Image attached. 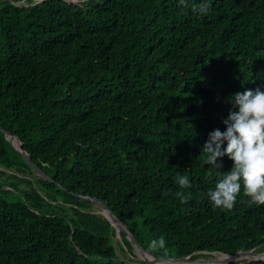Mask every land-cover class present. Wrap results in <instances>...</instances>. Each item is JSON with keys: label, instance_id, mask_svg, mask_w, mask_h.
<instances>
[{"label": "trees", "instance_id": "1", "mask_svg": "<svg viewBox=\"0 0 264 264\" xmlns=\"http://www.w3.org/2000/svg\"><path fill=\"white\" fill-rule=\"evenodd\" d=\"M18 1L0 0V126L44 174L0 130V264H147L85 196L160 259L264 251V205L213 207L201 152L226 98L264 88V0Z\"/></svg>", "mask_w": 264, "mask_h": 264}, {"label": "clouds", "instance_id": "2", "mask_svg": "<svg viewBox=\"0 0 264 264\" xmlns=\"http://www.w3.org/2000/svg\"><path fill=\"white\" fill-rule=\"evenodd\" d=\"M210 3L211 0H203L198 11L206 13ZM226 99L231 107L222 118L224 129L211 130L201 146L203 163L217 175L208 199L213 207L231 210L242 190L250 204L264 205V88H244ZM225 157L232 163L221 175ZM176 183L181 189L191 187L187 175L178 174ZM149 247L164 249V236L149 241Z\"/></svg>", "mask_w": 264, "mask_h": 264}, {"label": "water", "instance_id": "3", "mask_svg": "<svg viewBox=\"0 0 264 264\" xmlns=\"http://www.w3.org/2000/svg\"><path fill=\"white\" fill-rule=\"evenodd\" d=\"M42 0H36L35 2L28 3L24 0H19L18 3H23L24 5H29V4H34L36 2H39ZM64 1H73V0H64ZM75 2V1H74ZM0 130L3 131L7 135V139L9 142L12 144V146L21 154V156L25 159V161L30 164V166L40 174H44L41 169H39L29 158L27 155L26 151L22 148L21 141L18 136L12 134L11 132L7 131L6 129H3L0 126ZM86 198L93 200L99 206L101 207L100 214H102L104 217L107 218V220L110 222V224L114 227L115 229V234L121 238V231H124L126 234V237L132 241L134 248L141 254L142 257H144L145 261L149 262H156V263H162V264H172L173 262H180V261H190V262H197L194 259H191L189 255L187 256H179V257H169L166 259H160L152 254H150L148 251H146L136 240L132 232L129 230V228L108 208V206L99 198L97 197H90V196H85ZM256 247L248 250H239L234 254H222L223 255V261L225 260H232V259H237L235 257L240 258H250V259H258V260H264V251L262 252H257ZM219 261L214 262L212 260L211 264H218Z\"/></svg>", "mask_w": 264, "mask_h": 264}, {"label": "rangeland", "instance_id": "4", "mask_svg": "<svg viewBox=\"0 0 264 264\" xmlns=\"http://www.w3.org/2000/svg\"><path fill=\"white\" fill-rule=\"evenodd\" d=\"M27 1V0H24ZM75 2H78L80 0H73ZM46 178V177H45ZM8 198L10 199H14V197L12 196H8ZM95 204H92V209L96 212H100L101 207L99 206V204H97L96 202H94ZM116 238H118V240H120L121 238L119 236L116 235ZM121 248L120 246L117 247V251L119 252L120 256H122V253L120 252ZM133 253H135V256L138 260H144V257L141 256V254H139V252L136 250V248H134ZM223 255L220 253H213V255L211 257H199V258H195L194 260H196L197 262H190V261H182V262H173L172 264H211L212 260H214V262L219 261L218 264H227L230 262H241L247 258H240V259H232V260H225L223 261ZM250 259V258H248ZM145 261V260H144ZM147 264H162V263H156V262H147Z\"/></svg>", "mask_w": 264, "mask_h": 264}, {"label": "bare ground", "instance_id": "5", "mask_svg": "<svg viewBox=\"0 0 264 264\" xmlns=\"http://www.w3.org/2000/svg\"><path fill=\"white\" fill-rule=\"evenodd\" d=\"M235 258L239 259V257H235ZM180 262H182V261H180Z\"/></svg>", "mask_w": 264, "mask_h": 264}]
</instances>
